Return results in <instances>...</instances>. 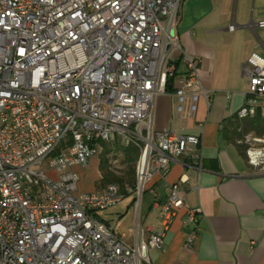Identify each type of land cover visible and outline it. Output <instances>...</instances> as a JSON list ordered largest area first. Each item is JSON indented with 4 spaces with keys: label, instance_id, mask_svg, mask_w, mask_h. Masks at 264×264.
Returning <instances> with one entry per match:
<instances>
[{
    "label": "built area",
    "instance_id": "1",
    "mask_svg": "<svg viewBox=\"0 0 264 264\" xmlns=\"http://www.w3.org/2000/svg\"><path fill=\"white\" fill-rule=\"evenodd\" d=\"M181 1L0 0V264H155L149 253L164 251L181 207L192 244L197 211L184 205L179 182L157 205L159 230L145 237L138 217L147 182L200 144L198 135L152 129L158 94H174L179 116L209 94L177 38ZM243 72L239 118L264 106V56L252 52ZM115 141L140 149L133 186L79 191L74 167ZM240 143L264 172V136L244 133ZM128 194L137 210L132 243L94 214Z\"/></svg>",
    "mask_w": 264,
    "mask_h": 264
},
{
    "label": "crops",
    "instance_id": "2",
    "mask_svg": "<svg viewBox=\"0 0 264 264\" xmlns=\"http://www.w3.org/2000/svg\"><path fill=\"white\" fill-rule=\"evenodd\" d=\"M235 7L236 0H182L177 12V38L194 58L209 94L190 116L176 114L172 92L154 101V132L173 128L200 137L197 147L174 157L147 182L141 197L138 217L145 237L160 229L157 205L166 201L173 183L179 182L184 205L197 211L192 244L181 207L165 232L164 251L149 253L155 264H264V172L247 163L240 143L244 133L264 136V106H256L252 115H237L247 90L243 65L252 52L264 56V33L258 32L264 26L257 25L264 19L238 24ZM232 22L236 28L228 31ZM178 68L183 70L181 64ZM101 220L133 242L134 235L117 233Z\"/></svg>",
    "mask_w": 264,
    "mask_h": 264
},
{
    "label": "rangeland",
    "instance_id": "3",
    "mask_svg": "<svg viewBox=\"0 0 264 264\" xmlns=\"http://www.w3.org/2000/svg\"><path fill=\"white\" fill-rule=\"evenodd\" d=\"M236 23H249L251 20L257 22L261 18L264 19V0H236ZM260 36L264 33V28L258 30ZM109 144V145H108ZM107 146H102L101 153L97 156H93L89 159L88 165L81 167L75 166L74 170L79 174L80 181L78 183L79 191H99L111 181L102 182V174L99 171V162L101 158L107 160L109 170L116 176L126 177L128 171V165L122 161V154L119 148L123 146L115 141L114 143H108ZM111 145V146H110ZM107 147V148H106ZM111 148L109 152L104 153L107 149ZM118 147V148H117ZM116 159L120 168H115L110 165L111 161ZM48 174L55 176L53 171L48 170ZM130 185L127 181L125 185ZM134 194H128L123 200L117 204L106 208L104 210H96L95 216L99 219L108 220L115 228V231L120 234H124L131 238L134 235L135 223L133 214V203L131 198ZM131 201V202H130Z\"/></svg>",
    "mask_w": 264,
    "mask_h": 264
},
{
    "label": "trees",
    "instance_id": "4",
    "mask_svg": "<svg viewBox=\"0 0 264 264\" xmlns=\"http://www.w3.org/2000/svg\"><path fill=\"white\" fill-rule=\"evenodd\" d=\"M171 88L172 86H169L167 89L171 90ZM103 146L105 147L107 146V144L103 143ZM111 148L107 149L104 153L109 152ZM119 150L121 151V154H122V161L128 165V171L126 172V177H119V176L114 175L109 170L108 166H106L107 160H105V158H101L99 162V171L102 174L101 180L102 182H108V181L116 182L122 188L125 186L126 181L130 183L129 186H133L134 181H135V163L139 157L140 149L136 145L131 144L127 147L119 148Z\"/></svg>",
    "mask_w": 264,
    "mask_h": 264
}]
</instances>
